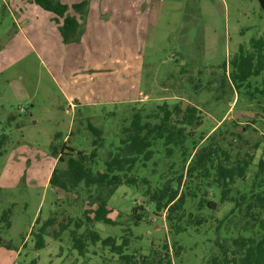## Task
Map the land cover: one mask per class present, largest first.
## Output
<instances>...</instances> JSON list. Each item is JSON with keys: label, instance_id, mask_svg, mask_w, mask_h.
<instances>
[{"label": "rangeland", "instance_id": "374dc122", "mask_svg": "<svg viewBox=\"0 0 264 264\" xmlns=\"http://www.w3.org/2000/svg\"><path fill=\"white\" fill-rule=\"evenodd\" d=\"M62 1L87 3L81 15L70 10L81 16L75 42H64L62 20L55 21V15L31 0H0V136H7L0 146V198L4 205L15 204L10 227L0 229L4 244L11 247H0V264H30L34 259L36 264H125L99 244L79 256L67 234L53 239L57 226L48 228L46 246L34 249L33 233L64 196L48 186L52 169L60 166L50 145L66 144L88 154L92 134L87 122L103 130L108 145L118 142L115 132L127 125L132 106L183 101L202 113L206 136L218 133L222 123L239 135L233 153L253 154L252 173L264 158V119L247 127L245 117L260 110L237 103V94L227 88L225 93L205 89L217 88L222 62L262 35L264 8L259 0ZM217 95L224 98L217 101ZM214 200L217 206L211 212L193 207L204 221L193 223L197 231L188 228L174 245L164 214L132 225L131 211L144 199L123 185L109 200L110 218L118 225L97 223L95 228L102 238L115 236L118 244L121 236H128L125 252L137 262L146 256L149 264H156L166 241L170 264H209L218 253L213 235L217 219L231 207ZM3 204L0 214L8 206ZM143 206L152 217V206Z\"/></svg>", "mask_w": 264, "mask_h": 264}, {"label": "trees", "instance_id": "16d2710c", "mask_svg": "<svg viewBox=\"0 0 264 264\" xmlns=\"http://www.w3.org/2000/svg\"><path fill=\"white\" fill-rule=\"evenodd\" d=\"M31 1L55 15V21L62 20L59 32L64 42L78 39V19L86 1L71 5L62 0ZM70 10L81 14L76 17ZM247 46L240 45L227 63L222 62L223 71L217 88L205 90L225 93L227 88L231 94H237V103L244 101L252 105V110L264 112V31L261 36L252 38ZM193 89H197L196 86ZM223 98L217 95L216 100ZM260 111L245 117L247 127L255 124L259 117L264 119ZM86 127L92 134L88 154L75 152L66 144L50 145V155L60 166L52 169L48 186L62 191L64 196L59 203L54 202L48 218L33 233L36 251L46 246L44 238L48 236V228L57 226L52 232L53 239L67 234L72 249L79 256H84L90 246L99 244L101 249L106 248L125 264H149L146 256L137 262L133 255L126 254L128 236H121L122 241L118 244L115 236L102 238L95 228L97 223L118 225L110 218L109 200L117 188L124 185L144 199L131 211L132 225L137 227L164 214L174 245L176 237L187 233L188 228L197 231L193 223H203L204 218L193 212V207L211 212L216 209V198L221 204H230L226 214L217 219L213 235L218 253L212 255L208 263L264 264V158L258 159L255 170L250 173L253 154L233 153V141L239 135L228 131L222 123L216 129L218 133L206 136L202 113L194 104L183 101L154 106L145 104L141 108L132 106L127 125L115 132L116 143L105 144L101 128L89 122ZM216 134L223 138L218 140ZM223 134L229 135V139ZM6 139V135L0 136V146ZM0 202L4 203L1 198ZM145 204L152 206V217L147 214L146 217ZM6 205L0 214V229H8L11 225L10 215L15 204H3ZM70 212L76 215H69ZM234 219L239 221L234 223ZM224 224L227 227L221 231ZM238 224L235 236L231 237ZM3 241L0 237V247L10 249ZM161 246L164 254L158 257L156 264L165 260L170 264L167 242ZM181 249L179 244L177 250ZM30 264H36L35 259Z\"/></svg>", "mask_w": 264, "mask_h": 264}, {"label": "water", "instance_id": "95a60500", "mask_svg": "<svg viewBox=\"0 0 264 264\" xmlns=\"http://www.w3.org/2000/svg\"><path fill=\"white\" fill-rule=\"evenodd\" d=\"M259 4H260L261 8H264V0H259Z\"/></svg>", "mask_w": 264, "mask_h": 264}, {"label": "crops", "instance_id": "0c3cea01", "mask_svg": "<svg viewBox=\"0 0 264 264\" xmlns=\"http://www.w3.org/2000/svg\"><path fill=\"white\" fill-rule=\"evenodd\" d=\"M77 3H79V2H77ZM72 4H75V3H72ZM76 16V15H75ZM76 17H78V16H76Z\"/></svg>", "mask_w": 264, "mask_h": 264}]
</instances>
